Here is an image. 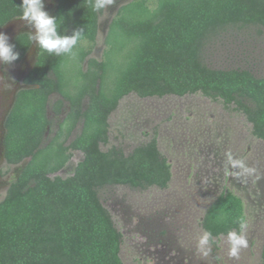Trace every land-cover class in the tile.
<instances>
[{"label": "trees", "instance_id": "trees-1", "mask_svg": "<svg viewBox=\"0 0 264 264\" xmlns=\"http://www.w3.org/2000/svg\"><path fill=\"white\" fill-rule=\"evenodd\" d=\"M94 4L55 0L50 15L62 19L61 34L83 27V37L74 55L37 46L23 79L34 87L17 91L4 120L3 157L19 170L0 200V264H123L122 233L100 190L165 188L172 175L156 135L128 153L101 148L108 144L110 114L130 93L201 94L244 114L251 133L264 140V73L212 64L213 55L228 54L240 37L264 34V0H131L109 22L102 58L92 55L104 11ZM20 5L0 0V28L22 16ZM11 44L19 62L31 45L28 32ZM48 106L56 115L64 107L55 129ZM74 151L83 156L73 173L58 175ZM244 220L241 198L226 191L208 205L201 226L212 240L239 232Z\"/></svg>", "mask_w": 264, "mask_h": 264}, {"label": "rangeland", "instance_id": "rangeland-1", "mask_svg": "<svg viewBox=\"0 0 264 264\" xmlns=\"http://www.w3.org/2000/svg\"><path fill=\"white\" fill-rule=\"evenodd\" d=\"M111 15L105 12L100 22H108ZM229 47L230 53L213 55L212 64L245 65L257 75L264 73V34L240 37ZM95 48L98 51L92 55L102 58L101 31ZM56 98L54 94L50 99ZM49 116L54 120L51 111ZM108 122L109 139L107 145H101L103 150L115 145L128 153L156 134L159 150L172 170L164 190L124 186L100 190L104 206L122 233L119 254L123 264H159L155 251L162 247L157 243L161 239L180 264H262L264 210L256 198L264 195V141L251 135L244 114L201 94L141 98L130 93L120 100ZM82 156L74 151L57 174L71 175ZM10 171L9 165L0 166V184L12 180L15 172ZM225 188L239 194L245 203L247 221L239 236L247 243L235 248V255L229 235L214 239L215 243L208 238L200 243L206 235L200 226L204 210ZM256 188L261 191L252 194ZM4 195L0 191V200Z\"/></svg>", "mask_w": 264, "mask_h": 264}, {"label": "flooded vegetation", "instance_id": "flooded-vegetation-1", "mask_svg": "<svg viewBox=\"0 0 264 264\" xmlns=\"http://www.w3.org/2000/svg\"><path fill=\"white\" fill-rule=\"evenodd\" d=\"M44 3H45V10L50 14L51 13V10H52V8L54 6L55 0H50L49 2H47L46 0H44ZM115 9H116V2H114L111 6L107 7L106 9H104L103 14H105V12H106L108 14V16H109V14L110 13L112 14L115 11ZM99 21H100V19H99ZM103 22L104 21L101 22V25H104L105 24ZM32 31H34V29H31L29 26H27V24H26L25 21L21 20L20 18H16V19H13L12 21L8 22L6 25H4L3 26V29L0 32H3L4 34H6L9 37V43H11L12 40L14 39V37L17 34H19L21 32H28L29 33V32H32ZM96 51H98V50L95 48L93 50V52H96ZM36 52H37V45L33 42L30 45V47H29L28 51L26 52L25 56L19 62H13L10 65H8V64H0V166L3 165V164L9 165L5 161V159L3 157V153H2L3 152L2 138H3V132H4V120H5L6 116H7L10 108L12 107L11 106V102H12L13 93L18 88V85L19 84L20 85L24 84L23 83V79H24L25 75L27 74V72L30 70V69L29 70H27V69L31 65L32 61L35 59ZM13 74H15V76H13ZM66 104L67 103H64V107L66 106ZM64 107H62L61 113L59 115H56L50 109V107L48 106L47 115L50 118L49 111H51L52 112V115H53V118H54V120H52V126H51L53 129H55L56 127H58V122L61 121L64 118V115H65L64 114ZM53 125L55 126V128L53 127ZM250 132H251V130H250ZM47 134H48V131L46 133V136H47ZM154 135H156V134H153L152 137ZM251 135L254 138H256V139H261V138L255 137L252 133H251ZM156 139H157V136H156ZM261 140H263V139H261ZM157 144H158V139H157ZM9 166L11 167L10 173H14L15 172L14 173V176L17 175V172H18L17 166L18 165L10 164ZM171 177H172V175H171ZM229 177H230V175H229ZM240 178L242 180H245L246 181V178L245 177H240ZM170 181H171V178H170ZM170 181H169V183H170ZM169 183H168L167 187H165V188H159V187H156V186H151L149 188H157V189L164 190V189L168 188ZM9 184H10V182L8 183L7 181H5V183H1L0 184V191H5V193H6V190H7L8 186H9ZM117 186H123V185H117ZM112 187H116V186H112ZM124 187H127V186H124ZM127 188H129V187H127ZM149 188H147V189H149ZM129 189H132V188H129ZM147 189H132V190L145 191ZM256 190L257 191H261L258 188H256L255 190H252L251 191L252 194H254ZM226 191L233 192L234 194H236L237 196H239L241 198L242 202H243V212H244L245 220H244V224H243L241 230L236 233L237 235H239L243 231V229L245 227V223L247 221L246 220L247 219L246 218V214H245V203H244V199L239 194H237L236 192H234V191H232L230 189L225 188L224 190L220 191L211 200V202L219 194H221L222 192H226ZM256 199L259 200V203L262 202L261 203V205H262L261 208L264 210V195H262L261 197L258 196ZM208 205H207V207H208ZM206 208H205V210H206ZM205 210H204V212H205ZM202 218H203V216H202ZM263 222H264V218H263ZM200 226H201V221H200ZM201 228H202V226H201ZM202 230L204 231L203 228H202ZM231 233H235V232H231ZM206 235H207V233H206ZM228 235L229 234H227V235H220L219 237H221V236H228ZM219 237H213L212 240H211V239H209V237L207 235L208 240L210 242H212V243H215L214 239L219 238ZM157 243L158 244H162V247H160L157 251H155L156 252L155 259H156V257H158V259H157L156 262H159V264L161 262L162 263H165V264H180V263H182L181 261L178 260L177 256L171 251L172 249H171L170 246H168L167 243H163V240L162 239L159 242H157ZM263 252H264V248L261 250V262H262V253Z\"/></svg>", "mask_w": 264, "mask_h": 264}, {"label": "clouds", "instance_id": "clouds-1", "mask_svg": "<svg viewBox=\"0 0 264 264\" xmlns=\"http://www.w3.org/2000/svg\"><path fill=\"white\" fill-rule=\"evenodd\" d=\"M115 0H95L93 8L95 11L106 9L111 6ZM22 9L21 20L25 21L27 26L34 31L29 32L31 44L34 42L39 49H43L54 55H74L73 49L83 37V27L74 29L71 34H61L60 28L63 23L58 16L50 15L45 10L44 0H21ZM19 58V53L14 50V46L9 43V37L0 32V64H12ZM229 239L232 244V254L234 249L245 246L246 240L236 233H229ZM207 242V235L201 238L200 243Z\"/></svg>", "mask_w": 264, "mask_h": 264}, {"label": "water", "instance_id": "water-1", "mask_svg": "<svg viewBox=\"0 0 264 264\" xmlns=\"http://www.w3.org/2000/svg\"><path fill=\"white\" fill-rule=\"evenodd\" d=\"M129 1H131V0H115V2H116V9H115V11L112 13V15L109 17V21H108V22L105 21V24H104V25H101V22H100V21L98 22V32H99V31L102 32V42H103V40H104V37H105V35H106V31H107V28H108V24H109V22L111 21L112 17L114 16V14L117 12L118 8H119L121 5L126 4V3H128ZM2 29H3V27L0 28V31H1ZM34 60H35V59H34ZM34 60L32 61L31 65L28 67L27 70H29V69L32 67V65H33V63H34ZM31 87H34V85H28V84H22V85H20V84H19V85H18V88H17V89L14 91V93H13L11 106H12L14 100H15V96H16V93H17L18 89H21V88H31ZM28 160H29V158L25 159V160L22 162V164L20 165V167L22 168V166L25 165V164L27 163Z\"/></svg>", "mask_w": 264, "mask_h": 264}]
</instances>
